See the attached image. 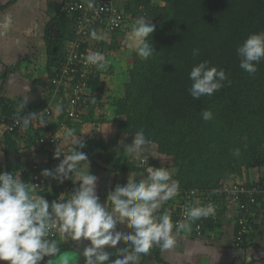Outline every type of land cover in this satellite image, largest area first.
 <instances>
[{
  "label": "trees",
  "instance_id": "obj_1",
  "mask_svg": "<svg viewBox=\"0 0 264 264\" xmlns=\"http://www.w3.org/2000/svg\"><path fill=\"white\" fill-rule=\"evenodd\" d=\"M124 1L125 26L113 35L124 29L130 31L135 21L142 18L155 25L152 39L149 38L155 51L145 60L134 50L129 68L112 64V81L102 75L101 69L83 90L89 114L84 133L109 126L117 134L118 157H112L103 143L90 140H83L86 147L77 150L85 152L92 161L104 151L103 163L108 170L134 173L138 169L129 163L124 143L143 129L150 145L157 147L158 156L168 165L164 167L159 160L152 161L172 173L173 179L179 181V190L219 189L227 179L264 190V178L257 182L243 181L248 172L264 167V60L260 61L258 71L250 75L239 67L237 56V48L248 36L264 32V0ZM60 18L56 28L61 32L56 38L51 33L47 40L46 70L51 78L59 71L67 50L68 25L74 26L78 19L77 15L63 12L55 20ZM107 45L98 44L104 54L107 48L114 49ZM194 49L199 50L198 55H193ZM202 61L225 70L230 83L225 81L218 92L197 100L189 93L192 84L189 73ZM50 86L53 89L51 83ZM0 106L9 123L17 117L15 106L1 96ZM204 110L212 111L211 120L202 119ZM31 112L27 110L25 114ZM72 123H67L68 129ZM68 129L60 131L61 140ZM37 134L32 135L36 142ZM14 137L18 138L19 133L7 135L6 147L19 151L22 146ZM236 149L240 150L239 156L234 155ZM40 165L44 169L46 164ZM17 169L20 170L18 164L9 168V172ZM52 193L50 198H56L58 189H52ZM263 200L264 194L256 196L255 209ZM215 227L207 220L200 234ZM149 253L164 263L160 248Z\"/></svg>",
  "mask_w": 264,
  "mask_h": 264
},
{
  "label": "clouds",
  "instance_id": "obj_2",
  "mask_svg": "<svg viewBox=\"0 0 264 264\" xmlns=\"http://www.w3.org/2000/svg\"><path fill=\"white\" fill-rule=\"evenodd\" d=\"M155 31V25L144 19H138L128 33L127 39L134 46L136 54L147 60L155 51L149 42ZM95 40L105 39L97 31L91 32ZM199 50L194 49L193 55ZM239 67L245 72L255 74L258 65L264 60V32L253 33L237 48ZM105 57L101 52H91L86 56V63L99 69L105 67ZM192 81L189 93L194 99L212 96L229 81L225 70L210 67L209 61L195 65L190 73ZM230 83V81H229ZM28 101V97L25 98ZM26 105L18 104L20 115L17 124L27 130L37 120L38 113L21 116ZM204 121L213 118L211 110L201 113ZM41 127L47 125L39 118ZM74 145L69 153L62 150L58 143L54 159L60 160L55 169H44L42 175L63 184L71 180L78 187L67 197L61 194L51 203L34 193L25 183L19 172H0V261L7 264H70L61 253L54 239L50 238L53 230L61 238L70 235L73 241H90L83 250L85 264H138L141 254H148L158 246L162 251L173 249L182 233L190 232L191 225L201 218L215 215V206L209 202L198 206H185L183 219L173 221L169 210L163 205L179 192V181L164 167H148L142 179L129 178L123 186L116 185L108 192L106 203H101L97 194L98 177L91 173L88 156L77 150L86 147L83 139L75 138L74 131L67 133L66 139ZM151 141L143 129L135 132L125 151L139 159L147 150ZM234 155L239 156L236 149ZM63 156V159H60ZM109 202L111 207L109 208ZM124 226L128 231L118 230ZM118 248L116 258L112 259L105 246Z\"/></svg>",
  "mask_w": 264,
  "mask_h": 264
},
{
  "label": "crops",
  "instance_id": "obj_3",
  "mask_svg": "<svg viewBox=\"0 0 264 264\" xmlns=\"http://www.w3.org/2000/svg\"><path fill=\"white\" fill-rule=\"evenodd\" d=\"M64 1L0 0V96L15 106L17 116L20 115L18 111L20 101H24L26 105L21 116L26 115L27 113L25 114V112L27 110L28 112L32 111L31 113H37L43 109L51 110L56 115L55 113L66 108L69 96L68 91L62 90L60 94L55 95L54 90L50 86L51 77H49L46 70L48 62L47 40L52 35L56 38L59 34L58 32H61L60 29L56 28L60 24L61 18L57 21L55 19L59 16V13H62L61 5ZM73 29L74 26L69 24L66 31V45L73 38ZM96 31L98 34L103 35L105 39L95 40L89 38L87 43L92 46L94 44L103 46L104 43H107L108 47L109 45L114 46V49L107 48L108 51H106L104 57H108L109 60L116 58L118 61L115 64L119 63L124 69L129 68L133 62L132 52L135 50L134 46L130 47L131 50L127 49L129 53L127 51L124 54L120 51L124 49L122 44L127 41L130 31L124 29L114 35H109L102 30ZM68 39L70 40L68 41ZM126 60H128L127 67L124 66ZM110 62L113 63L112 61ZM26 97H28V101L25 99ZM54 121L56 123V116H54ZM54 125L59 127V124ZM32 129L25 130L19 134L18 138H12L22 146L19 151L8 149L6 140H2L0 143L1 168L9 169L16 164L19 165L20 169L29 168L33 163H41L46 164L44 169L45 167L47 169V166L50 167L59 163V160L54 159V148L49 150L41 148L38 142L33 139L32 135L37 134V132ZM66 137L67 135L64 136L60 145L67 154L73 149L74 145L70 142L71 138L66 139ZM131 140L132 138L128 139L124 146L129 144ZM89 163L91 173L98 177L97 194L101 203H106L108 192L114 190L116 185L123 186L129 178L134 176L131 175L130 177L131 173H113L107 167L101 166L96 159L94 161L89 160ZM137 172L142 171L138 169ZM263 178L264 167L261 170L248 172L244 176L243 181L251 180L252 182H257L262 181ZM227 180V183L237 182V179ZM71 183L74 191V188L78 187V183L76 185L72 181ZM52 189L57 190V183L55 180L50 179V187L43 190L45 191L43 194L41 193L42 191L34 193L44 196L48 200L51 199L50 194H54ZM175 199L173 198L166 202L161 212ZM108 206L109 208L111 207L110 202ZM225 217V221L219 225L212 221L216 225L215 229H209L205 234H196L193 227H191L190 232L182 233L173 249L161 250V258L164 263L158 262L153 253H148L140 255L138 264H264V200L257 204L253 234L250 241L243 248H237L234 244L236 219L234 204H231L228 208ZM118 230L128 231L124 226H118ZM89 244L90 241L83 239L81 241H73L70 235H65L57 242L61 253L70 252V254H76L77 264H85L83 250ZM105 247L112 254V259H115L117 249L125 247V245L121 243L116 249ZM154 248L159 247L156 246ZM48 259L46 257L42 264H46Z\"/></svg>",
  "mask_w": 264,
  "mask_h": 264
},
{
  "label": "built area",
  "instance_id": "obj_4",
  "mask_svg": "<svg viewBox=\"0 0 264 264\" xmlns=\"http://www.w3.org/2000/svg\"><path fill=\"white\" fill-rule=\"evenodd\" d=\"M61 12L67 15H77L78 17L74 25L73 38L69 41L67 50L63 54L59 71L50 81L55 95L60 94L62 90L68 91L69 96L66 108L61 109L62 115L56 117V123L54 121V112L45 109L38 111L37 120L29 128H33L32 130L38 133V145L48 150L53 148L56 150L57 144L62 141L60 131L66 129L68 122H76L87 112L88 100L83 95V90L88 87L89 80L95 77L101 69L87 64L86 56L91 52L97 51L105 56L103 49L98 47V44L92 46L88 43L85 46L87 40L91 38V32L93 30H102L110 35L125 26V17L123 9L119 7V0H65L61 5ZM18 117L9 123L4 115L3 108L0 106V143L6 139L7 135H11L14 132L21 134L25 131L17 124ZM39 118H43L47 125L41 127ZM54 124H59V127ZM60 159H63V156ZM40 164L33 163L29 168H21L12 172L14 174L19 172L22 180L28 183L34 189V192H40L50 187V179H52L42 175L43 169ZM57 165L48 166L47 169H55ZM3 171L9 172V169L0 167V172ZM55 181L58 194L56 198L50 199V203L58 199L61 194H65L67 197L72 190L71 180H65L63 184L57 180ZM263 194L264 190L259 187L246 186L240 182L225 183L221 188L209 191L185 189L179 190L174 197L176 198L175 201L169 204L167 209L171 212L175 222L183 219L186 205L198 206L211 202L216 209L215 215L201 218L194 225L195 232L200 234L206 227L207 220H211L217 225L225 221L226 211L231 204H234L236 218L234 244L237 248H243L250 241L253 234V224L256 216L254 204L256 196ZM50 238L57 243L61 236L53 230Z\"/></svg>",
  "mask_w": 264,
  "mask_h": 264
},
{
  "label": "rangeland",
  "instance_id": "obj_5",
  "mask_svg": "<svg viewBox=\"0 0 264 264\" xmlns=\"http://www.w3.org/2000/svg\"><path fill=\"white\" fill-rule=\"evenodd\" d=\"M126 6V1L124 0H121L119 2V7L121 9H124ZM130 41H127L124 42L122 44V46L124 47V49H122L120 52L121 53H124L126 54L128 50H131V48L133 46L130 45ZM127 44V45H126ZM131 47V48H130ZM130 48V49H129ZM128 49V50H127ZM117 52V51H116ZM118 53V52H117ZM116 53V54H117ZM129 53V51H128ZM119 54V53H118ZM116 56V55H114ZM105 67L102 69V75L106 78V79H109V80H113V71L111 69V65L112 64H115L118 60H116V58H114L113 60H109L108 57L105 58ZM110 61H112L113 63H111ZM124 66H128V60H126L124 62ZM111 64V65H110ZM56 115L54 116H58V115H62V110H60V112H57L55 113ZM88 113L86 112V115ZM85 115V114H84ZM85 117L81 116L79 120H81V122H74L72 123V126L70 127V129H68L66 127V130L68 129L69 131H74V137L79 139H83V140H90L92 142H98V143H103L104 146L108 149L110 155L112 157H118V155L120 154V151L116 145V131L112 130L109 126H104L98 130H92L90 133L88 134H85L84 133V128H85V123L87 122V118H88V115ZM65 130V129H64ZM133 139V137H132ZM132 142V140L129 142V144ZM157 147L154 145H149L147 150L141 155V157L139 159L137 158H134L132 156H130V159H129V163L132 165V167H137L140 171L142 172H134V173H131L130 174V177L131 175H134L132 176L131 178L132 179H136V180H139V179H142L144 176H146L147 174V168L152 166V167H155L156 168V163H154V161L152 160H159L160 164L164 167H167L168 165V162H166L165 160H162L159 156H158V153H157ZM104 151H101L97 154V157H96V160L99 161V162H104L105 161V158H104ZM158 166V165H157ZM70 252H63L62 255L64 257H66L70 264H77L76 263V254H70ZM47 264V263H46Z\"/></svg>",
  "mask_w": 264,
  "mask_h": 264
},
{
  "label": "water",
  "instance_id": "obj_6",
  "mask_svg": "<svg viewBox=\"0 0 264 264\" xmlns=\"http://www.w3.org/2000/svg\"><path fill=\"white\" fill-rule=\"evenodd\" d=\"M99 164H100L101 166L107 167V165L104 164V163H102V162H99ZM156 168H159V166H156ZM0 263H1V264H7V262H4V261H0Z\"/></svg>",
  "mask_w": 264,
  "mask_h": 264
}]
</instances>
